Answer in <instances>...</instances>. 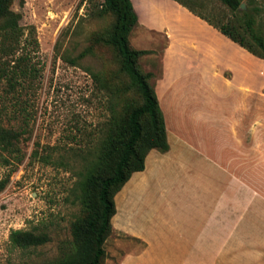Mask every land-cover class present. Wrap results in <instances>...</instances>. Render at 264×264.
<instances>
[{"label":"crops","instance_id":"1","mask_svg":"<svg viewBox=\"0 0 264 264\" xmlns=\"http://www.w3.org/2000/svg\"><path fill=\"white\" fill-rule=\"evenodd\" d=\"M173 4L145 23L168 39L154 85L170 148L151 150L144 171L118 193L119 230L141 246L124 264H223L226 251L231 264H264V195L238 172L254 161L253 99L264 60ZM201 85L229 102L223 115L215 97L203 96L202 105L194 89Z\"/></svg>","mask_w":264,"mask_h":264},{"label":"rangeland","instance_id":"2","mask_svg":"<svg viewBox=\"0 0 264 264\" xmlns=\"http://www.w3.org/2000/svg\"><path fill=\"white\" fill-rule=\"evenodd\" d=\"M103 1L13 0L12 9L22 16L24 39L29 40L26 50L32 52L40 76L23 92V113L21 106L4 103L0 91L3 125L18 129L24 122L28 123L21 154L0 148V184L7 180L0 190V264H46L58 258L62 247L73 239L72 223L82 216L79 183L86 165L105 141L112 108L121 101V96L112 91L100 90L98 85L101 84L94 81L91 72H99L106 78L115 74L112 75L116 76L112 77L113 83L109 81L107 85L125 84L117 75L116 55L93 42L96 36L105 35L113 23L111 15H99ZM132 1L144 22L139 20L132 31L130 44L135 49L150 51L141 57L139 66L144 73L153 75L150 83L154 85L163 73L161 59L168 39L164 32L145 23H157L160 17L170 14L176 1ZM212 7L217 8L211 3L209 9ZM92 45H95L96 55L79 59L77 65L70 62ZM193 84H197L196 81ZM194 89L201 94L199 100L204 106L203 96L208 100L215 97L218 115L224 114L221 111L228 101L218 98L204 85L194 86ZM253 101L254 161L249 160L246 168L238 172L240 179L253 184L255 194L264 195V85H256ZM36 149L39 158L47 157L48 163L32 160ZM115 203L117 212L105 243V264H124L126 259L131 260L141 253L140 244L119 230L118 193ZM34 228L48 233L50 241L28 249L11 245L12 230ZM182 252L185 250L176 251V254ZM226 252L223 264H231V251ZM244 260L240 257L239 262L246 264ZM258 262L262 263V259Z\"/></svg>","mask_w":264,"mask_h":264},{"label":"trees","instance_id":"3","mask_svg":"<svg viewBox=\"0 0 264 264\" xmlns=\"http://www.w3.org/2000/svg\"><path fill=\"white\" fill-rule=\"evenodd\" d=\"M207 22L224 36L264 60V0H173ZM211 3L217 8L209 9ZM245 4V8H242ZM13 0H0V91L4 103L21 106L23 92L39 79V69L31 51L26 50L22 16L12 9ZM113 17L111 29L96 36V46L109 48L117 57V75L124 85H107L101 73L91 72L102 91H112L121 101L112 108L110 129L97 155L90 161L79 183L82 216L72 223L71 242L65 244L60 256L46 264H105V243L112 231V218L117 212L115 196L136 172L144 171L146 157L151 150H169L165 117L160 107L151 73H144L139 62L150 53L131 46L130 35L139 24V15L132 0H104L99 15ZM34 30L32 31V34ZM36 44V38L32 35ZM25 43V44H23ZM95 45L71 60L73 65L88 55H96ZM7 112V111H6ZM28 133V123L18 129L5 127L0 120V148L19 155ZM39 150L32 160L39 158ZM22 162V158L19 159ZM7 183L0 184L2 190ZM50 241L46 232L37 229L12 230L10 243L20 249L35 248Z\"/></svg>","mask_w":264,"mask_h":264},{"label":"water","instance_id":"4","mask_svg":"<svg viewBox=\"0 0 264 264\" xmlns=\"http://www.w3.org/2000/svg\"><path fill=\"white\" fill-rule=\"evenodd\" d=\"M242 8H245V4H242V6H241Z\"/></svg>","mask_w":264,"mask_h":264}]
</instances>
